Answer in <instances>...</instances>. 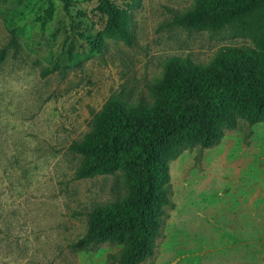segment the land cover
Instances as JSON below:
<instances>
[{"label": "rangeland", "instance_id": "374dc122", "mask_svg": "<svg viewBox=\"0 0 264 264\" xmlns=\"http://www.w3.org/2000/svg\"><path fill=\"white\" fill-rule=\"evenodd\" d=\"M110 1L130 6V47L102 35L97 0H66V10L60 0L0 3V48L10 33L15 42L0 63V264H104L117 246H68L84 233L88 211L123 193L121 174L74 180L79 157L68 146L110 95L149 102L145 85L163 59L205 64L220 47L250 45L224 33L159 28L169 10L193 0ZM263 163L264 122L241 120L217 145L170 161L173 208L142 264H264Z\"/></svg>", "mask_w": 264, "mask_h": 264}, {"label": "trees", "instance_id": "16d2710c", "mask_svg": "<svg viewBox=\"0 0 264 264\" xmlns=\"http://www.w3.org/2000/svg\"><path fill=\"white\" fill-rule=\"evenodd\" d=\"M60 1L66 10V0ZM128 8L110 0H97L96 6L105 18L102 35L130 47ZM168 12L169 20L159 28L224 33L250 45L220 47L205 64L187 57L163 59L158 76L145 85L149 102L110 95L92 115L89 130L70 143L68 150L79 157L74 180L121 174L123 193L88 211L84 233L68 246L72 251L117 246L104 264H142L153 257L173 208L170 161L184 150L217 145L238 120L248 126L264 122V0H193L182 12ZM14 44L10 33L0 63ZM89 45L100 52L98 43ZM56 69L52 65L41 76Z\"/></svg>", "mask_w": 264, "mask_h": 264}]
</instances>
